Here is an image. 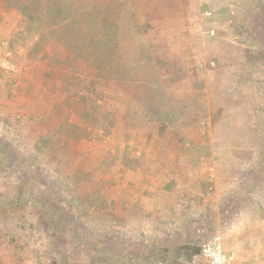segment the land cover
Wrapping results in <instances>:
<instances>
[{"label": "rangeland", "instance_id": "1", "mask_svg": "<svg viewBox=\"0 0 264 264\" xmlns=\"http://www.w3.org/2000/svg\"><path fill=\"white\" fill-rule=\"evenodd\" d=\"M254 1L0 0V56L21 68H0L2 264H199L216 232L230 264H264L261 40L233 28ZM137 168L195 170L225 204H96Z\"/></svg>", "mask_w": 264, "mask_h": 264}, {"label": "crops", "instance_id": "2", "mask_svg": "<svg viewBox=\"0 0 264 264\" xmlns=\"http://www.w3.org/2000/svg\"><path fill=\"white\" fill-rule=\"evenodd\" d=\"M204 1L209 3L211 0ZM206 8H209L208 4L203 5V10H206ZM206 15H208V13H206ZM208 35L215 38L217 32L211 30L208 32ZM34 72L36 73V70ZM34 72L33 75H31L32 71L29 72L26 77L29 82L26 80L23 82L22 80L21 85V92L25 91V95L28 96L29 94L32 97L35 94L44 91L39 90L40 87L37 85L38 88H35V93L32 94V89H34ZM1 95L2 89L0 90V96ZM19 105L25 106V116L33 117V115H35L33 113L34 110L30 106L21 103H19ZM18 109L19 110H16V113L18 112V114H22L24 112L22 108ZM5 113V111H2V99H0V120H2V116H4L3 114ZM181 168L185 169L186 167L182 166ZM167 170L169 171L170 169ZM167 170L137 168L135 170H126L123 178H119L118 174L117 176H111L110 180L102 179L99 184L100 189L98 191L96 190L95 193L96 204H107V206L110 204V208L114 209H122L124 207L131 208L135 206L133 204H225L222 200L221 194L217 192V190H213L214 188L211 187L207 190L202 183H200L199 188L195 186L192 181V179L196 178L195 170L189 171L190 169H186L185 171H182L180 175H177L182 179L181 181H177L179 185L176 182L169 183L167 175L170 173ZM154 178H156V180H154ZM107 185H110V189L106 187ZM4 239L5 238L1 233L0 264H2V255H4L2 253L5 246V244H2L5 241ZM228 255L230 261L236 258L235 253H229Z\"/></svg>", "mask_w": 264, "mask_h": 264}, {"label": "built area", "instance_id": "3", "mask_svg": "<svg viewBox=\"0 0 264 264\" xmlns=\"http://www.w3.org/2000/svg\"><path fill=\"white\" fill-rule=\"evenodd\" d=\"M7 57L8 54H4L3 57L0 56V68L8 75L17 76L21 68L11 64ZM194 260L198 261L199 264H230V257L224 250L223 238L219 232L214 233L201 245L199 252L194 256Z\"/></svg>", "mask_w": 264, "mask_h": 264}, {"label": "trees", "instance_id": "4", "mask_svg": "<svg viewBox=\"0 0 264 264\" xmlns=\"http://www.w3.org/2000/svg\"><path fill=\"white\" fill-rule=\"evenodd\" d=\"M249 17L250 19L247 23H245L246 25L234 24L233 28L235 29V34L239 36H253L255 32L259 33L261 48H257L255 52H249V55L252 54L250 59H261L263 63L262 65L264 66V0H256L251 4ZM148 110L151 115L154 114L151 108H148ZM158 121L161 125H163V121L160 118ZM198 252L199 249H197L196 252L189 257V259H194V256Z\"/></svg>", "mask_w": 264, "mask_h": 264}]
</instances>
